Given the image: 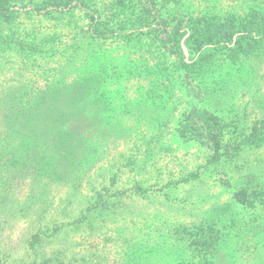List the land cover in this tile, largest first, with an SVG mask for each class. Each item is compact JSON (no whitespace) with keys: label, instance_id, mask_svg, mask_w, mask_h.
Instances as JSON below:
<instances>
[{"label":"rangeland","instance_id":"rangeland-1","mask_svg":"<svg viewBox=\"0 0 264 264\" xmlns=\"http://www.w3.org/2000/svg\"><path fill=\"white\" fill-rule=\"evenodd\" d=\"M41 1L15 2L14 38L0 44V264H39L57 254L76 264H264V206L234 197L264 186V144L211 160L205 147L177 134L192 107L231 126L261 118L264 48L245 62L215 66L191 92L155 34L95 39L83 12L35 10ZM154 6L171 19L264 11V0ZM80 89L78 101L90 97L87 126L78 122L79 104L57 112ZM42 116L87 129L77 165L56 166L55 149L32 130ZM211 222L220 240L206 256L192 240Z\"/></svg>","mask_w":264,"mask_h":264},{"label":"trees","instance_id":"trees-1","mask_svg":"<svg viewBox=\"0 0 264 264\" xmlns=\"http://www.w3.org/2000/svg\"><path fill=\"white\" fill-rule=\"evenodd\" d=\"M18 0H0V44L12 43L15 31L12 27L15 15V2ZM155 0H42L33 4L35 10L43 8L46 12L57 9L65 12H83L91 20L88 31L95 39H108L119 36L128 41L144 37H157L158 44L165 49L164 55L171 54L178 69L184 71L193 92L192 82L200 85V80L222 64L236 65L258 55L264 48V11L251 8L248 12H236L224 15L198 12L191 15L174 16L161 19ZM56 7V8H54ZM75 11V12H76ZM185 38V39H184ZM184 39V42H183ZM186 45H185V44ZM187 49L188 53H186ZM168 57V56H167ZM219 61V63H218ZM86 83H81L80 85ZM100 81L95 82V93L99 91ZM73 92V98L58 108L77 106L78 122L87 126L88 95L76 99L80 93ZM77 93V94H76ZM98 99V98H97ZM81 100V101H80ZM43 103V101H42ZM44 104H46L44 102ZM76 112V111H75ZM41 126H33L34 133L49 143L57 153L56 166L74 167L86 153V131L84 127L75 130L73 126L62 127L51 116H42ZM52 119V120H51ZM77 119V118H76ZM74 119V122L76 121ZM43 121V125H42ZM178 137L185 141L199 143L209 151L211 160H221L239 153L248 146L264 144V115L251 126H231L221 115L204 107H192L185 112L182 123L177 129ZM190 175H195L191 173ZM188 177L184 178V180ZM135 185L131 189H139ZM145 188L142 192H148ZM97 203L103 202L101 198ZM235 199L249 207L258 204L264 206V186L244 187L234 193ZM213 222L199 225V231L193 235L192 243L199 252L211 253L219 245L220 234L214 229ZM48 258L39 264H76L60 258ZM183 264H208V262H186Z\"/></svg>","mask_w":264,"mask_h":264}]
</instances>
